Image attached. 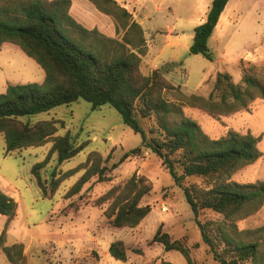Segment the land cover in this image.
Returning a JSON list of instances; mask_svg holds the SVG:
<instances>
[{"label":"rangeland","instance_id":"1","mask_svg":"<svg viewBox=\"0 0 264 264\" xmlns=\"http://www.w3.org/2000/svg\"><path fill=\"white\" fill-rule=\"evenodd\" d=\"M81 1L85 4L78 3L76 10L73 8V18L79 24L106 36L110 33L111 38H121L111 15L102 13L91 0ZM117 3L127 6L133 20L144 30L147 51L142 57L143 74L158 70L171 84L179 86L184 95L204 99L213 92L218 73L229 74L235 84L245 88L242 66H253L255 77L264 85V0L229 1L208 41L212 61L189 52L193 30L206 20L212 0H117ZM42 74L40 66L17 45H0V94L6 84L38 83ZM166 97L180 104L178 92H170ZM220 101L219 93H214L212 102ZM217 108L211 113L200 107H182L184 114L212 139L223 137L230 130L259 138L257 147L261 156L238 169L231 181L264 182V98H256L247 108L232 114L218 112L221 105ZM21 119L30 124L43 120L62 122L63 125L57 123L55 136L69 133L75 145L87 144L75 158L60 165L57 154L51 155L46 167L40 170L47 187V193L43 194L31 170L45 160L53 143L7 153L4 136L0 134V189L17 204L13 218L0 215V237L3 234L2 246L23 245V264H187L179 252H166L162 245L153 242L160 226L174 240L185 239L196 264H218L202 243L183 190L174 183L162 160L142 146V137L123 123L115 109L106 105L94 110L90 103L80 99ZM141 124L147 129L152 122ZM136 148L141 149L139 154L124 159L125 154ZM91 153L101 156L109 180L100 182L97 176L92 177L79 193L68 195L89 168L84 164ZM71 170L77 172L65 177L51 194V180ZM133 175L144 176L152 184L151 192L141 201V205L151 207V212L135 228H118L106 216L114 197L101 199L114 187H123ZM193 183L200 184L201 180L188 178L184 186ZM199 219L204 222L221 218L204 210ZM235 223L240 231L264 226V205L257 213ZM118 241L127 249L126 262L109 253L110 245ZM0 264H11L1 249Z\"/></svg>","mask_w":264,"mask_h":264},{"label":"trees","instance_id":"2","mask_svg":"<svg viewBox=\"0 0 264 264\" xmlns=\"http://www.w3.org/2000/svg\"><path fill=\"white\" fill-rule=\"evenodd\" d=\"M104 14L111 15L120 39L111 38L97 29H86L71 15V0H0V45H17L45 72L42 83L9 85L0 94V134L4 136L6 152L40 147L52 142L45 160L33 166L38 187L43 194L47 187L40 170L57 154L60 165L75 158L87 146L75 145L69 133L55 136V120L34 124L21 118L48 112L80 99L92 109L109 106L115 109L123 123L142 137V146L158 156L180 187L194 214L201 232L202 243L218 264H264V226L240 231L235 222L257 213L264 205V182L239 184L231 181L240 168L254 163L260 156L259 138L250 133L228 131L225 136L212 139L183 112V105L200 107L214 113L217 107L223 114H232L248 107L256 98H264V85L255 77L253 66H242L245 88L235 84L227 73H218L213 92L208 99L186 96L158 71L145 75L141 71L142 57L147 48L144 30L133 20L132 14L116 0H91ZM230 0H212L206 20L193 30L189 47L192 55L212 61L208 41ZM176 91L180 104L171 102L166 94ZM220 102L213 103L214 93ZM141 121H151L145 129ZM140 148L124 155V159L139 154ZM98 153H91L84 166L89 168L72 187L68 195L77 194L92 178L108 181L106 168ZM53 178L50 193L76 173ZM188 178L201 180L184 186ZM152 190L144 176L133 175L123 187H114L101 201L114 197L106 216L118 228H135L151 212L149 205H141L143 197ZM17 204L0 189V215L9 219L16 214ZM209 210L220 220L200 221V213ZM0 249L11 264L24 263L22 244L2 246ZM153 242L166 252H179L187 264L191 259L185 239L174 240L162 230L156 231ZM197 247V245H196ZM110 255L126 262L127 249L122 241L112 243Z\"/></svg>","mask_w":264,"mask_h":264},{"label":"crops","instance_id":"3","mask_svg":"<svg viewBox=\"0 0 264 264\" xmlns=\"http://www.w3.org/2000/svg\"><path fill=\"white\" fill-rule=\"evenodd\" d=\"M117 1V0H116ZM78 3H83V4H85V1H81V0H72V5H71V9H70V13H71V15H73V10L75 9L76 10V8H77V5H78ZM90 5V4H89ZM122 6V5H121ZM91 7V6H90ZM123 7H125L127 10H128V7L127 6H123ZM74 8V9H73ZM93 9L94 10H96L97 11V9H96V7H94L93 6ZM129 11V10H128ZM72 17H75L74 15L72 16ZM77 18V20L78 21H83L82 19H81V17L80 16H77L76 17ZM220 19H221V17H220ZM220 21V20H219ZM204 22V21H203ZM81 23H83V22H81ZM84 24V23H83ZM140 24V23H139ZM202 24V23H201ZM218 24H219V22H218ZM217 24V25H218ZM85 25V24H84ZM217 27V26H216ZM170 28V27H169ZM86 29H89V30H91V29H93V28H86ZM108 35V37H113L110 33H108L107 34ZM191 37H193V35H191ZM44 79H45V72L43 71V74L41 75V81H39L38 83H42L43 81H44ZM19 84H21V83H19ZM9 85H15V84H6L5 85V87H4V90L6 91V89H7V87L9 86ZM4 91V92H5Z\"/></svg>","mask_w":264,"mask_h":264}]
</instances>
